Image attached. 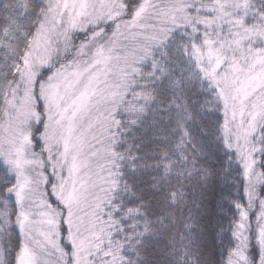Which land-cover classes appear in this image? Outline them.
<instances>
[{"label": "snow or ice", "instance_id": "obj_1", "mask_svg": "<svg viewBox=\"0 0 264 264\" xmlns=\"http://www.w3.org/2000/svg\"><path fill=\"white\" fill-rule=\"evenodd\" d=\"M0 264H264V0H0Z\"/></svg>", "mask_w": 264, "mask_h": 264}]
</instances>
